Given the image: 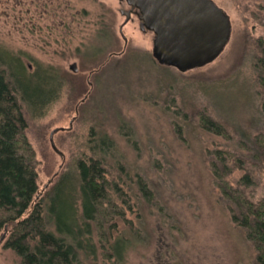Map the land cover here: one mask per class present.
Segmentation results:
<instances>
[{
  "label": "rangeland",
  "instance_id": "rangeland-1",
  "mask_svg": "<svg viewBox=\"0 0 264 264\" xmlns=\"http://www.w3.org/2000/svg\"><path fill=\"white\" fill-rule=\"evenodd\" d=\"M214 1L230 15L231 38L215 60L181 72L155 59V34L136 15L125 41L126 1L0 0V48L61 82L42 114L24 107L39 190L76 174L110 138L105 161L122 211L109 204L106 236L95 230L100 264H256L216 173L233 186L248 174L246 194L264 196V0ZM10 235L0 228V264L21 263ZM117 239L128 240L122 259Z\"/></svg>",
  "mask_w": 264,
  "mask_h": 264
},
{
  "label": "trees",
  "instance_id": "trees-1",
  "mask_svg": "<svg viewBox=\"0 0 264 264\" xmlns=\"http://www.w3.org/2000/svg\"><path fill=\"white\" fill-rule=\"evenodd\" d=\"M259 63L264 67V51ZM60 88L61 82L45 69L31 75L13 54L0 48V228L11 230L6 246L20 256V264H100L95 230L106 236L105 226L113 221L109 204L117 214L122 211L113 202L119 185L107 170L105 152L111 142L107 135L98 139L101 155L80 159L76 174L61 175L44 193L39 190L24 107L42 114ZM202 121L222 128L210 117ZM216 174L230 202L232 220L255 246L256 264H264V196L254 200L246 194L242 185L243 179H250L248 174L238 186ZM139 187L147 200L155 197L145 182ZM128 245V240L115 241L113 249L120 259Z\"/></svg>",
  "mask_w": 264,
  "mask_h": 264
},
{
  "label": "water",
  "instance_id": "water-1",
  "mask_svg": "<svg viewBox=\"0 0 264 264\" xmlns=\"http://www.w3.org/2000/svg\"><path fill=\"white\" fill-rule=\"evenodd\" d=\"M136 1L141 26L155 34L152 53L161 65L181 72L205 66L223 52L231 38L230 15L214 0ZM121 33L127 42L123 27ZM71 69L77 71L75 63Z\"/></svg>",
  "mask_w": 264,
  "mask_h": 264
},
{
  "label": "flooded vegetation",
  "instance_id": "flooded-vegetation-1",
  "mask_svg": "<svg viewBox=\"0 0 264 264\" xmlns=\"http://www.w3.org/2000/svg\"><path fill=\"white\" fill-rule=\"evenodd\" d=\"M121 2L126 1V3L130 6L128 9L122 8L121 12L123 15H125V20L120 26V31L121 27H123V32H124V26L131 20H133V15H136L139 19V25L142 30H147V28H143L141 26L142 23V18H141V12L139 7L137 6V1L136 0H120ZM149 30V29H148ZM122 34V33H121ZM125 34V33H124Z\"/></svg>",
  "mask_w": 264,
  "mask_h": 264
}]
</instances>
